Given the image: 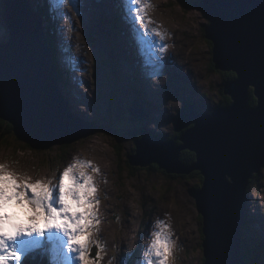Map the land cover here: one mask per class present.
Wrapping results in <instances>:
<instances>
[{
    "label": "rangeland",
    "instance_id": "obj_1",
    "mask_svg": "<svg viewBox=\"0 0 264 264\" xmlns=\"http://www.w3.org/2000/svg\"><path fill=\"white\" fill-rule=\"evenodd\" d=\"M28 1L35 8L38 2L55 9V47L59 52V62L55 63L63 71L62 88L68 109L80 124L76 131L85 132L92 126L97 129L72 143L30 146L16 133L8 142L3 141L0 128V163L33 182H55L54 178L75 160L91 161L97 157L108 168L101 167L97 173L90 168L85 171L93 175L98 186L100 203L96 212L100 223L93 229L92 237L104 245L99 264H123L125 254L139 253L142 243H150L157 219L171 226L175 247L169 264H201L202 222L192 205L200 177L171 175L152 166L133 165L129 159L141 131L173 139L178 136L174 117L181 107L193 103L198 109L211 112L223 101L220 71H224L212 69L213 45L204 36L209 20L194 8L201 1L150 0L144 10L148 24L145 39L135 20L128 19L132 23H127V16L133 18L132 13H126L124 5L116 0ZM106 3L109 11L103 9ZM135 7L139 6H133V11ZM153 29L163 33V38L154 36ZM10 37L6 0H0V43L8 42ZM162 45H167L166 51H160ZM137 100L147 111L141 119L130 114ZM137 109L142 111L141 106ZM95 144L98 149L89 147ZM259 184L250 191V227L244 233L247 237L255 231L260 237L264 233V171ZM20 206L12 202L4 211L17 214ZM21 207L31 210L30 205ZM19 214L27 216V212ZM54 238L49 243L47 236L43 237L42 248L31 256L46 252L58 264L59 250L51 244L58 240ZM89 247L88 255L94 258L98 249L94 243ZM62 252L75 258L63 264H79L76 253ZM253 257L255 262L264 263V248ZM26 261L22 259L21 264ZM128 264H136L135 255Z\"/></svg>",
    "mask_w": 264,
    "mask_h": 264
},
{
    "label": "water",
    "instance_id": "obj_2",
    "mask_svg": "<svg viewBox=\"0 0 264 264\" xmlns=\"http://www.w3.org/2000/svg\"><path fill=\"white\" fill-rule=\"evenodd\" d=\"M6 4L11 37L0 43V118L20 138L38 145L68 144L93 133L96 126L76 131L80 124L68 109L41 14L28 0ZM194 8L209 20L204 36L212 42L215 68L236 73L224 88L232 103L212 112L184 105L173 122L177 132L191 125L181 144L147 132L130 161L141 167L157 163L169 174L201 171L202 188L192 196L203 218L201 264H248L243 246L247 191L264 165V0H201ZM139 104L130 113L145 117ZM186 149L197 155L190 166L180 159Z\"/></svg>",
    "mask_w": 264,
    "mask_h": 264
},
{
    "label": "snow or ice",
    "instance_id": "obj_3",
    "mask_svg": "<svg viewBox=\"0 0 264 264\" xmlns=\"http://www.w3.org/2000/svg\"><path fill=\"white\" fill-rule=\"evenodd\" d=\"M60 3H72L73 0H59ZM126 13H132L137 25L146 34L148 26L145 23V8L150 6V0H122ZM135 7L133 11V6ZM75 6V5H74ZM148 23H151L149 20ZM74 27V24H73ZM153 35L163 38V33L153 29ZM167 45H162L160 51H166ZM158 60L162 58L158 55ZM77 166L84 169L79 171ZM90 168L93 173L99 168L89 160H75L66 167L55 182L35 180L27 175L11 171L8 165L0 163V180L11 178L15 189L14 196L5 197L0 191V264H21L27 260L34 251L42 248L41 238L47 233L48 240L56 237L61 244V251L76 253L79 264H99L102 260L101 252L104 245L92 237V231L99 225L100 219L96 206L100 203L97 196L98 186L93 175L85 171ZM70 178L77 188L84 190L81 197L73 191L72 199L66 195V180ZM39 186L42 195L34 193L33 188ZM90 193V194H89ZM83 200V203H81ZM15 202L18 205H30L33 211L29 217L28 226L10 224V217L4 211L5 207ZM43 223V227L40 223ZM151 233L150 243L139 253H128L124 256L123 264H128L129 259L135 255L136 264H169L173 254L175 241L172 239L170 224L157 219ZM62 237H66L63 240ZM95 244L98 249L94 258L89 257L90 245ZM52 264H56L55 260Z\"/></svg>",
    "mask_w": 264,
    "mask_h": 264
},
{
    "label": "trees",
    "instance_id": "obj_4",
    "mask_svg": "<svg viewBox=\"0 0 264 264\" xmlns=\"http://www.w3.org/2000/svg\"><path fill=\"white\" fill-rule=\"evenodd\" d=\"M51 6L52 5L49 6L46 3L45 4H38L36 9L41 14L43 21L45 23L48 38H49V44L52 46L54 58H55L56 62H59V60L57 59L59 52H58L57 48L55 47L56 29H57V14H56V11L53 8V6H52V8H50ZM212 69H216L215 64L213 62H212ZM59 71H60L61 77H63L62 76L63 71H62V69H60V67H59ZM220 74L222 76V82H223L222 88H221V93L223 95V101H222V103H220V105L227 107L232 103V99L229 95H225L224 88L228 82H230L231 80L236 78V73L233 71H224V73H222L220 71ZM251 91L252 92H251L250 102L253 106H255L257 104V97L254 95L253 89H251ZM140 97L144 101V98L142 96H140ZM0 128H2V131H1L2 137L1 138L5 142H8L9 137H13V135L15 134L13 126L1 118H0ZM178 143H180V142H178ZM28 144L30 146H34L31 142H28ZM132 153L133 154L136 153V148ZM185 153H188V152L184 151L181 155V158L184 160V162H186L187 164H191L194 161L196 162L197 155L195 153H191L189 158L185 157ZM153 165L154 166H152V167L160 169L162 171L159 164L153 163ZM147 167H151V165H148ZM263 171H264V165H263L260 173L255 174L254 178L251 180V183H250V185L248 187V191H247L248 195H249V192L253 188L255 189V188L260 187L259 183H260V178H261ZM193 174L200 177L201 184H199L200 185L199 188H201V186L203 185V178L204 177H202V175L199 173L198 170L194 171ZM243 225H244V227H243L244 233L247 234L248 233L247 228L250 227L249 226L250 221L249 220L245 221ZM253 233H254L253 236H251L250 234L248 237L246 235H243L244 246H245V250H246V261L248 264H261V262L260 263L258 261L255 262L253 256H254V253L260 252L261 249L264 248V235H263V237H260L257 233H255V232H253ZM26 264H50L48 254L38 253L36 256L29 258ZM262 264H264V263H262Z\"/></svg>",
    "mask_w": 264,
    "mask_h": 264
},
{
    "label": "bare ground",
    "instance_id": "obj_5",
    "mask_svg": "<svg viewBox=\"0 0 264 264\" xmlns=\"http://www.w3.org/2000/svg\"><path fill=\"white\" fill-rule=\"evenodd\" d=\"M117 1V3L120 5V6H122L123 5V3H122V0H116ZM36 4H38V2H36ZM167 5V4H166ZM103 9H105V11H109V6H108V4L106 3V7L105 8H103ZM52 10V9H51ZM53 13V12H52ZM55 13V12H54ZM115 18V17H114ZM128 19L130 20V19H132V21L134 20L133 18H130V17H128L127 16V20L126 21H128ZM132 21H128L127 23H129L130 22V24L132 23ZM146 22V21H145ZM124 23H125V21H124ZM154 24V23H153ZM159 24V23H158ZM148 25V24H147ZM153 26H155V25H152V27ZM140 28V27H139ZM140 31H141V33H140V36H141V38H143V39H145V34H144V32L141 30V28H140ZM128 33H129V31H128ZM1 35H4V34H1ZM147 36H149V35H146V37ZM157 40H158V38H157ZM180 42H181V40H180ZM187 42L185 41V42H182V44H186ZM153 45H154V43H153ZM156 45V44H155ZM54 55V54H53ZM193 56V53H191V57ZM145 103H148V104H151V102L150 101H145ZM150 127H151V125H150ZM155 131V130H154ZM163 135V134H162ZM164 138V137H163ZM166 139V138H165ZM97 144V143H96ZM96 144L95 145H90L89 147H91V148H96V149H98L97 147H96ZM100 145V144H99ZM101 146V145H100ZM102 149V148H101ZM91 159V158H90ZM129 159H130V157H129ZM91 162L92 163H95V164H97L98 165V168H99V170L101 171V167L104 169V167H106V168H108V166L107 165H105V164H103L102 162H101V160H99V159H97V157H94L92 160H91ZM131 162V161H130ZM132 164V163H131ZM134 165V164H133ZM136 166H139V165H137V164H135ZM105 168V169H106ZM194 171H196V170H194ZM194 171H192V172H194ZM173 174H177V173H173ZM181 174H183V173H181ZM96 184V183H95ZM97 185V184H96ZM102 195V194H101ZM100 195V196H101ZM251 201V200H250ZM13 208L14 207H12L11 208V210H12V212H14V210H13ZM16 211H17V214L16 213H14L13 215L12 214H10L9 212H7L8 213V215H9V217L11 218L10 219V224H21V225H23V226H28V224H29V217H30V215H32L31 213H33V211L34 210H30V208H27V207H19V209H16ZM19 211L20 212H27V216L25 217V216H23V215H20L19 214ZM33 216V215H32ZM33 218H35L34 216H33ZM40 226L41 227H43V223L41 222L40 223ZM45 236H47V233H45ZM44 236V237H45ZM48 238V237H47ZM56 238V237H55ZM54 238V239H55ZM41 239H43V238H41ZM64 240V239H63ZM65 240H66V238H65ZM42 241V240H41ZM51 241L49 240V243H50ZM42 244H44V243H42ZM51 244H54L57 248H58V250H59V254H60V257H59V261H58V264H63V261H66V260H72V259H75V258H73V257H67L66 256V254H64L62 251H60V249H61V244H60V242H59V240H56L54 243H51ZM147 245V243H142V247H141V250L143 249V247L144 246H146ZM47 246V245H46ZM47 250V249H46Z\"/></svg>",
    "mask_w": 264,
    "mask_h": 264
},
{
    "label": "clouds",
    "instance_id": "obj_6",
    "mask_svg": "<svg viewBox=\"0 0 264 264\" xmlns=\"http://www.w3.org/2000/svg\"><path fill=\"white\" fill-rule=\"evenodd\" d=\"M77 169L79 171H84V169L80 168L79 166H77ZM66 185H67L66 195L69 200L72 199L73 191L76 192L81 197L84 196V190L81 188H77L73 183H71L70 178L66 180ZM0 191L4 193L5 197L14 196L15 189L13 187V181L11 180V178L5 177L3 180H0ZM33 191L37 195L43 194L39 186H35L33 188ZM81 203H83V200H81Z\"/></svg>",
    "mask_w": 264,
    "mask_h": 264
},
{
    "label": "flooded vegetation",
    "instance_id": "obj_7",
    "mask_svg": "<svg viewBox=\"0 0 264 264\" xmlns=\"http://www.w3.org/2000/svg\"><path fill=\"white\" fill-rule=\"evenodd\" d=\"M189 104V103H188ZM188 104H186V105H188ZM182 110V109H181ZM181 110H180V112H181ZM146 115H147V113H146ZM136 118H138V119H141V118H144V117H141V118H139L138 116H136ZM191 127V125L190 126H188L187 128H185L184 129V131H182V132H177V130H176V132H177V134H178V136L177 137H173V139H171V140H174L178 145H180L181 144V141H180V137H181V135L187 130V129H189ZM147 132L146 131H144L143 133H142V131H141V134H138V135H136V137H138L137 138V140H136V143H137V141L139 140V139H141L142 137H144V135L146 134ZM148 133H150V132H148ZM152 134V133H151ZM153 135V134H152ZM155 136V135H154ZM155 137H158V136H155ZM159 137H161V136H159ZM168 137H166V139H167ZM178 142H180V143H178ZM184 151H186V152H188V153H185V157L186 158H189V156L191 155V153H195V152H193V151H191V150H188V149H186V150H184ZM184 151H182L181 152V154H180V159L184 162V160L181 158V155H182V153L184 152ZM196 154V153H195ZM184 163H186V162H184ZM193 163H195V161L193 162ZM193 163H191V164H187V165H192ZM157 164V163H156ZM151 166H154L153 164H150ZM163 170V169H162ZM199 171V170H198ZM199 173L201 174V171H199ZM171 175H176V176H180V175H187V176H196V175H193L192 173L191 174H171ZM202 175V174H201ZM203 177V176H202ZM201 180V179H200ZM203 181H204V178H203ZM200 186V185H199ZM201 188H202V186H201ZM201 188H199V190L201 189ZM198 190V191H199ZM202 217V216H201ZM202 223H203V218H202ZM202 230H203V228H202Z\"/></svg>",
    "mask_w": 264,
    "mask_h": 264
}]
</instances>
